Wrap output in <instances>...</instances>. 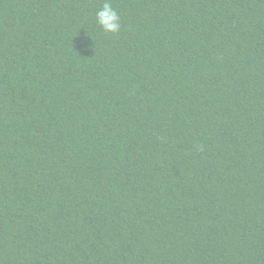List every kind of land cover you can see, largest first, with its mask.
Here are the masks:
<instances>
[{
	"label": "trees",
	"instance_id": "16d2710c",
	"mask_svg": "<svg viewBox=\"0 0 264 264\" xmlns=\"http://www.w3.org/2000/svg\"><path fill=\"white\" fill-rule=\"evenodd\" d=\"M0 0V264H264V0Z\"/></svg>",
	"mask_w": 264,
	"mask_h": 264
},
{
	"label": "clouds",
	"instance_id": "9594fccd",
	"mask_svg": "<svg viewBox=\"0 0 264 264\" xmlns=\"http://www.w3.org/2000/svg\"><path fill=\"white\" fill-rule=\"evenodd\" d=\"M95 23L108 34H115L120 31V16L113 8L111 0H104L102 7L96 12Z\"/></svg>",
	"mask_w": 264,
	"mask_h": 264
}]
</instances>
